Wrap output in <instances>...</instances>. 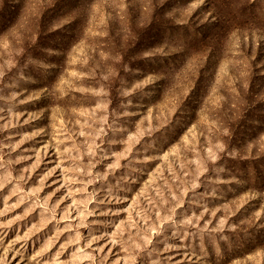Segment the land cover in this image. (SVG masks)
<instances>
[{"label": "rangeland", "instance_id": "374dc122", "mask_svg": "<svg viewBox=\"0 0 264 264\" xmlns=\"http://www.w3.org/2000/svg\"><path fill=\"white\" fill-rule=\"evenodd\" d=\"M0 264H264V0H0Z\"/></svg>", "mask_w": 264, "mask_h": 264}]
</instances>
